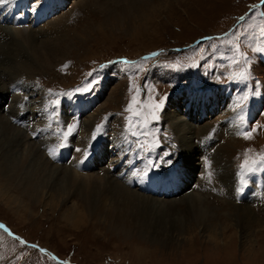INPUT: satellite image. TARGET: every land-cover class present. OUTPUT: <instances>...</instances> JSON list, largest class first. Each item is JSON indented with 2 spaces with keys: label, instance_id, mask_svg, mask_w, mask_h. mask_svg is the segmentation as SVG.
<instances>
[{
  "label": "rangeland",
  "instance_id": "rangeland-1",
  "mask_svg": "<svg viewBox=\"0 0 264 264\" xmlns=\"http://www.w3.org/2000/svg\"><path fill=\"white\" fill-rule=\"evenodd\" d=\"M82 1L69 0L65 9L46 23L55 31L63 30L62 38L74 50L50 69L24 71L21 76L25 77L15 82L22 85V93L26 90L15 103L16 112L10 109L14 97L7 113L0 110V114L12 119L22 111L18 115L26 119V129L41 118L40 124L47 128L48 135L52 134L49 122L53 118L59 137L49 136L54 153L50 157L57 153L60 158L68 151L67 143L75 145L71 140L78 136L76 141L81 139L85 120L100 109L89 129L94 147L86 151V158L96 156L97 166L102 169L100 155L95 154L102 144L111 156L114 153V158L120 157L123 149L126 158L138 157L136 162L144 170L176 176L179 166L189 167V162L178 131L167 120V113L174 110H167V102L174 94L183 95L185 91L193 94V90L229 86L225 82H235L239 95L228 88L234 103L225 113L202 122L187 120L202 132L196 134L198 139L194 137L193 158L200 167L183 185L180 195H158L129 185L163 201L141 200L124 218L111 217L106 212L86 213L81 193L56 208L46 205L42 198L21 213L0 198V264H264V198L260 194L264 181L260 182V176L256 181L255 174L250 175L253 171L247 168L241 180L245 159L259 161L264 156V79L256 67L264 62V0L171 1L176 4L174 8L161 6L162 0H100L94 6ZM158 9L161 10L153 12ZM1 25L8 26L3 21ZM8 27L0 28L21 30L14 24ZM24 58L19 56L21 61ZM124 60L130 63H122ZM220 63L226 76H222ZM242 72L247 79L239 78ZM238 82L244 84L243 89L239 90ZM256 88L263 92L258 95ZM255 91L257 96L251 101ZM111 93L113 99L107 101ZM205 93L208 92L194 94L202 97L199 105L204 104ZM262 96V103H256ZM188 97L180 100L181 105ZM161 99L164 105L156 113L159 118L153 119L150 113ZM90 103L92 110L87 111ZM252 103L258 105L259 116L251 129L252 123L249 127L244 123H248L246 109ZM130 104L131 111H127ZM76 107L87 112L80 113ZM37 109L42 115L34 112ZM231 115H236L235 125L230 123ZM12 119L14 126L26 132L18 126L21 122ZM67 119L72 131L60 134V126ZM129 127L133 131L143 128L147 139L138 131L133 135ZM26 134L36 144L42 140L40 133ZM168 160L172 163L165 162ZM224 162L229 165V180L224 179ZM99 173L118 177L110 170ZM187 194L201 195L206 212L200 213L189 198L185 199ZM73 204L81 207L82 220L64 219V211ZM242 205L253 210V221L234 219V206Z\"/></svg>",
  "mask_w": 264,
  "mask_h": 264
},
{
  "label": "bare ground",
  "instance_id": "bare-ground-1",
  "mask_svg": "<svg viewBox=\"0 0 264 264\" xmlns=\"http://www.w3.org/2000/svg\"><path fill=\"white\" fill-rule=\"evenodd\" d=\"M66 1L67 0H44L45 3L36 2V6L40 10L46 7L47 13H50L55 7H58L60 4L61 6H63ZM166 1L169 2L164 3ZM171 1H175L174 3L176 4H183L185 0H162L161 3L164 5L161 6L170 8L173 7V5H176L171 3ZM82 2L83 4L86 3V5L90 4L94 6V4L96 2H100V0H83ZM159 10L161 9L153 10V12L157 13L159 12ZM37 15H43V13L35 14V19L37 18ZM48 25L49 23L46 25L42 24L41 26L32 27L31 29L19 28L21 30H12V28H0V96L3 97L4 92L8 89L9 85L14 83L13 85H11V89L13 88L11 93L12 96L11 94L8 95L9 97L11 96L10 100H6L8 101L7 105L5 102L4 104H2V106H0V110L2 112L4 111V109H7L3 113H7V111H9V104L12 101L13 97L14 101L11 102L10 109L15 110L16 101L20 98H23L24 94L26 93V90L23 92L24 94L21 92L23 91V87L21 84L20 86L19 84L17 86V84L15 83L20 78L25 77L24 75L21 76L24 71L34 72L38 70L40 71V69H50L53 65L62 63L64 60H66V58L68 57L67 55H69L68 53L74 50L72 44L67 45L68 42L64 38H62L64 33L61 31L63 30L58 29L55 31L54 29H52L54 26L52 27L51 25H49L48 31H45L44 29ZM0 27L7 26L1 25ZM33 29L38 30L30 31ZM101 29L103 28L101 27ZM40 36L42 38H40ZM19 56H25L24 60H19ZM256 67L257 73L262 77V79H264V62L257 63ZM18 76L21 77L18 78ZM228 88L231 89L235 96L239 95L237 85L234 82L232 86H221L217 88L212 87L193 90L191 91L194 92L193 94H188L190 93L188 91H185V94L183 95L180 94L176 96L174 94L172 100L167 102V110H170L172 107L174 108V110H171L167 113V120H170L173 123V128L178 131L180 141L181 143L183 142V148L186 155H188L189 167H186L185 165L179 166L178 173L180 174V176L175 179L176 183L164 182L166 186L162 188H159L157 186L159 185L157 182L160 178L167 179L170 178V176L163 174H152L151 171L144 170L139 161L136 162V158L138 157L126 158V156L122 154L123 149L119 153L120 157L118 156V158H114L113 153L112 159H110L109 162L104 163L102 169L95 167L94 161L92 167V163L89 160L87 161L84 158H80L84 150H88L91 146V133L89 129L94 126L93 121L98 117V114L101 111L100 109L99 111L97 110L91 115L90 113L88 114L90 116L84 122V129L81 132V139L79 141H76L79 136L75 137V145L78 147L77 149L75 148V153L78 156L80 155V157H78L76 160H74L73 158L69 166H59V164H57L56 166V162L54 164V162L51 161V157L49 154L50 151L52 152V143L51 140H49L50 135H48L47 128H42L44 124H40L41 118H36L35 122L31 124V127L27 129V126L18 125L21 126L22 129H26V132H24L11 123L12 116L8 117L6 114H0V198H3L12 209H15L17 212L21 213L20 211L27 212L32 208L36 201L41 200L42 198L46 201V205L49 204L50 206H55L56 208L58 204L63 205L70 199V197H75L76 195L81 193L80 195L83 199V210H85L86 213L106 212V214L111 217L124 218V216L129 214V209H131L132 206H134L141 200L155 199L158 201H163L160 198H154L150 194L145 195L146 193H140V191L133 188L132 186L130 187L129 185L141 186L140 188L143 189L144 192L153 191L154 193L155 191H162V193L166 191L169 192V190H171L170 188H172V196H174L180 192V187H178L180 186L179 181H183L185 178L192 177L200 167L199 164H197V161L194 160L193 156L196 153V148L194 147V137L198 139V136H196V134L200 133L201 131L199 130L197 132L187 120H194L195 117L204 120L208 119L209 115L211 114V110H215L216 113H225V111L233 105L231 104V102H233L234 100V96L228 91ZM200 92L208 93H205L206 100L203 102V110L200 112V116H198L197 112H199L200 110L195 107V104H193L192 101L196 100L195 103L202 101V97L194 96V94L198 95ZM209 92L212 93L210 94ZM8 93L9 89L7 90L6 95ZM114 95L116 96V92L114 93ZM182 97H188L184 101V106L180 105L181 103H179V100ZM108 99L109 101L113 99L112 93L107 98V101ZM20 106L21 108L25 109V107H23L22 105ZM89 108V111H91L92 103L87 106V111ZM206 108L210 109V112L204 114ZM246 110L248 112L245 119L249 117L246 126H249L251 123H253V119L258 112V105L252 103L247 106ZM21 112H19L18 114H20ZM34 112H37L36 114L41 113L42 115V111H39V109L34 110ZM18 114H15L16 116L13 117L12 121L15 118L19 117ZM184 115H186L187 118H185ZM235 116L231 115V117L229 118L230 123H232L233 125H235V123L237 122L235 120ZM49 127L55 128L51 124V122H49ZM29 131L33 132L34 134L40 133V137L42 140H40L38 144H36L34 141H31L30 136L26 134ZM200 155L201 159L203 160V158L205 157L202 158V154ZM117 159H122V161H116ZM72 163L74 164V169H72L73 167L71 168ZM224 164L226 168L222 166L225 169L223 173L225 178L224 176L223 178L227 179L226 176L229 172L226 169H228L229 165L227 162H224ZM100 170H110L115 175H118V177L117 179H115L107 173H104L102 176H100ZM114 170L117 172H113ZM139 170H141V172H139ZM253 174H255L254 179H256V181H259V174L264 181V168H260ZM14 190L17 191L16 195L11 194V192ZM262 191H264V189ZM186 198H189L193 202L194 206L196 208H199L200 213L206 212L205 209L207 208H205L201 204V195L197 196V194H191L185 197V199ZM234 207L235 209L233 210V214L234 219L237 220V222L253 221L252 216L254 217L255 214L253 210H251V208H248V205ZM80 208L81 207H78L76 204H73L72 207L67 208V210L64 211V219H71L76 221H78V219L80 220L83 216L81 215V211H79ZM236 216L238 219L235 218ZM257 221L261 222L260 219H257Z\"/></svg>",
  "mask_w": 264,
  "mask_h": 264
},
{
  "label": "snow or ice",
  "instance_id": "snow-or-ice-1",
  "mask_svg": "<svg viewBox=\"0 0 264 264\" xmlns=\"http://www.w3.org/2000/svg\"><path fill=\"white\" fill-rule=\"evenodd\" d=\"M5 2V0H0V3H4ZM153 55H156V54H153ZM122 63H124V64H128V63H130L129 61H127V60H124V61H122ZM90 75H91V73H90ZM240 79H247L248 77H247V74L246 73H241L240 74V77H239ZM92 82L91 81H89V84H91ZM245 99H246V97H245ZM163 105H164V99H161L160 101H159V103H157V104H155L154 106H153V111L150 113V115L152 116V118L153 119H158L159 117H158V115L156 114L157 113V111L160 109V108H162L163 107ZM131 104L129 105V108L128 109H126L127 111H131ZM237 107H239V104L237 105ZM130 121H131V118H128ZM99 129H100V126H98L97 127V131H99ZM67 131L70 133L71 131H72V128H68L67 129ZM129 131L130 132H132V134L133 135H136L137 134V131L140 133V135L141 136H145V139H147V136H146V132H145V130L143 129V128H140V129H137L136 131H133L132 130V128L131 127H129ZM245 138H250L249 136H247V135H245ZM149 143H151V142H149ZM142 147H144V145L142 144ZM149 150H152L151 148H149ZM52 154V152L50 151V155ZM166 163H169V164H171L172 163V161L171 160H168V161H165ZM150 167L151 166H154V165H149ZM245 168H247V171H249V172H252V171H255L257 168H264V156H261L260 158H259V161H257V160H252L251 162H249V160L246 158L245 159V161L243 162V164L241 165V169H242V174H241V180L243 181V179H244V177H243V170L245 169ZM21 243L22 244H24V243H26V242H24V241H21ZM43 251V250H42Z\"/></svg>",
  "mask_w": 264,
  "mask_h": 264
}]
</instances>
